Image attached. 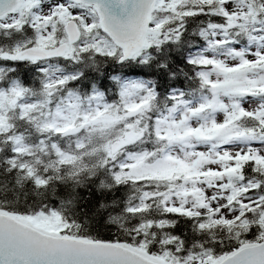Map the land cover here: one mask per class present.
<instances>
[{
	"label": "snow or ice",
	"instance_id": "6c2138e0",
	"mask_svg": "<svg viewBox=\"0 0 264 264\" xmlns=\"http://www.w3.org/2000/svg\"><path fill=\"white\" fill-rule=\"evenodd\" d=\"M0 264H264V0H0Z\"/></svg>",
	"mask_w": 264,
	"mask_h": 264
}]
</instances>
